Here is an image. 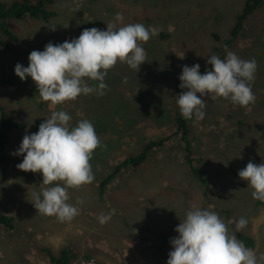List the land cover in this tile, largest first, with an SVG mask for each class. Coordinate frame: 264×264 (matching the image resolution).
Instances as JSON below:
<instances>
[{
  "label": "rangeland",
  "instance_id": "obj_1",
  "mask_svg": "<svg viewBox=\"0 0 264 264\" xmlns=\"http://www.w3.org/2000/svg\"><path fill=\"white\" fill-rule=\"evenodd\" d=\"M29 1L37 4L40 0ZM16 2L24 0H0V4L7 5ZM245 2L53 0L46 7L53 14L48 21L8 20V26L19 41L12 42L0 34L11 47L7 50L0 47V105L11 119L21 122L23 128L9 132L8 148L0 152V214L15 216L16 220L15 229L11 231L0 226V264H54L49 254L60 255L64 249L76 252L71 264H166L172 247L170 240L163 248L157 245L162 243L163 236L178 235L175 227L193 207L216 212L229 234L240 232L253 238L255 246L249 249L258 258L264 254V202L254 199L252 187L238 176V171L248 162L264 163V7L227 50L242 59L256 61L251 82L254 102L240 106L227 98L213 100L206 95L202 98L205 100L204 119L194 117L189 124L190 132L192 129L196 135L189 136L194 151L206 152L199 155L206 157L203 168L211 178L209 195L204 193L203 187L198 188L202 186L199 181L197 186L189 184L192 179L185 175L188 161L184 131L175 120L176 99L184 91L177 89L182 67L197 63L201 66L209 56L221 53L223 40L217 42L213 32L228 40ZM116 13L122 15V21H115ZM148 14L153 15L150 25L145 21ZM109 22L116 23L117 27L141 23L155 28L158 35L147 42L138 41L146 55L139 70L119 60L107 70L103 95L93 92L96 96L89 98L81 94L62 104L50 105L40 99L31 77L21 80L15 74L17 63L28 65L32 50H43L50 41L55 44L78 37L85 28L106 30ZM48 25H56L55 30ZM165 31L172 32L166 40L161 37ZM216 48L220 52L215 51ZM9 78L22 84L1 83ZM85 81L89 86L98 84L87 78ZM58 110L71 116V126L82 119L89 120L102 142L92 151L89 161L93 181L67 189V202L78 208V214L63 222L55 215L37 212L33 194L51 185L42 183L40 172L18 169L16 165L22 161L23 154H12L25 134L38 131L46 117ZM242 120L244 132L237 126ZM99 123L105 128L101 126L100 133ZM173 133L174 139L165 143L170 150H154L135 174H119L101 193L102 180L117 162L139 153L148 140ZM257 147L258 150L252 152ZM257 152L262 154L253 155ZM161 157L167 159L160 160ZM228 167L233 168L237 176H233ZM180 170L185 171L180 174ZM53 183L63 186L62 181ZM78 200L83 203H77ZM220 207L224 209L219 210ZM217 210H227L228 215ZM102 213H111L110 220L104 224L98 221ZM241 217L248 223L237 231L236 222Z\"/></svg>",
  "mask_w": 264,
  "mask_h": 264
},
{
  "label": "clouds",
  "instance_id": "obj_2",
  "mask_svg": "<svg viewBox=\"0 0 264 264\" xmlns=\"http://www.w3.org/2000/svg\"><path fill=\"white\" fill-rule=\"evenodd\" d=\"M120 13L115 21H122ZM106 30L85 28L78 37L63 42H48L43 50H32L25 67L17 63L15 74L24 80L31 77L41 100L50 105L62 104L78 95L96 92L103 95L107 70L117 61L138 69L146 61L145 50L138 41L147 42L158 35L155 28L141 23H106ZM54 31L56 25H48ZM210 70L200 72V65H184L179 75L180 92L176 100L184 119L205 117L204 96L230 99L234 104L246 106L254 102L251 90L256 61L245 60L227 51L222 59L211 55L207 59ZM85 78L98 81L89 86ZM199 94V95H198ZM71 116L64 110L52 111L39 125L38 131L25 134L13 155L23 159L16 165L24 171L42 173V183L51 185L35 193L32 201L37 212L55 215L60 221H70L78 208L67 201V189L91 183L94 179L89 163L92 151L99 140L93 124L82 119L70 125ZM238 176L253 189L252 197L264 202V163L248 162L238 171ZM62 181L60 183H53ZM77 203H83L78 200ZM111 213L101 214L98 221L104 224ZM248 221L241 217L236 230H242ZM178 235L170 238L171 250L166 264H264V254L259 258L235 235L229 234L225 223L214 211L193 207L174 229Z\"/></svg>",
  "mask_w": 264,
  "mask_h": 264
},
{
  "label": "trees",
  "instance_id": "obj_3",
  "mask_svg": "<svg viewBox=\"0 0 264 264\" xmlns=\"http://www.w3.org/2000/svg\"><path fill=\"white\" fill-rule=\"evenodd\" d=\"M215 2V1H214ZM53 0H40L37 4H32L29 0H24L23 3H13L11 5H7V4H0V34L2 33L3 35L6 36V38L8 40H11L12 42H18L19 38L15 35L14 31L8 26V20L10 19H25V18H35V19H42L44 21H48L50 18L53 17V14L49 13L46 10V7L49 4H52ZM264 7V0H246L245 5L242 9V11L237 15L236 18V23L232 29V31L229 33V39L226 40L225 37L222 36V34H217L216 31L213 32L215 39L217 42H220L223 40L222 43V50L221 53L218 54L217 56H219L220 58H224V56H226L225 51L229 50L228 48L230 46H232L238 39L240 36L241 31L244 29H246V25L249 24L251 18L253 16H256L260 13V11L262 10V8ZM170 17L171 13H168ZM152 17L153 15L148 14V18L145 19V21L148 22V25H150L152 23ZM222 23V22H220ZM147 25V26H148ZM230 25V24H229ZM218 32L220 30V25L218 27ZM172 32H162L161 37L163 39H168L171 36ZM155 43V41H153V44ZM10 45V44H9ZM0 47L3 49H9L10 46H8V44L3 40V38H0ZM11 48V47H10ZM215 51H219L218 48L214 49ZM220 52V51H219ZM211 69V65L207 64V61H205L204 63L201 64L200 66V72L204 73L206 70H210ZM88 79V78H87ZM90 79H88L89 81ZM2 84L5 85H21L22 82L19 80H16L14 78H9L7 80H2L1 81ZM178 92L180 90H182L180 87L177 88ZM91 97L96 96L95 94L91 93L88 94ZM178 98V97H177ZM177 100V99H176ZM177 105V104H176ZM106 107V105H105ZM177 109V108H176ZM176 115V113H175ZM96 118H98L96 116ZM194 118V117H193ZM192 119L186 120L183 118V116L181 115L180 111H179V106H178V113L176 115V123L179 126L180 130L184 131V145H185V158L188 161V167L185 170H180V174L183 173L185 171V175L188 176V178L192 179L191 182L189 183L190 185H195L197 186V181H199L200 184H202V186H198L199 187H203L204 188V193L209 195V193L211 192V185H210V180L211 178L209 176H207L204 171L205 169L203 168V165L205 164L206 166V157L205 154L204 155H199L200 153H206L203 150H198L194 151L193 146L191 144V141L189 139V136L193 133V130L191 129L190 132V128L189 124L191 121H193ZM243 125L244 122L239 121L237 123V126L239 129L243 130ZM102 126V129H105L104 126L99 123L97 128L99 129V133H100V127ZM23 128V124L19 121H15L13 119H11L8 114L6 113L5 109L0 105V152H4L9 145V132L12 129H22ZM245 129L242 131L244 132ZM196 137V135H194ZM244 136V135H243ZM244 137H247V135H245ZM171 138L174 139V133L172 134V136H161L159 135L158 138L155 139H151L148 140L146 145H144V147L141 148L140 152L135 154V155H130L126 158H123L122 160H120V162L116 165H114L113 169L108 173V175L106 176V178H104L101 182V193H103L106 189V187L112 183L114 181V179L121 173H128L127 175H133L135 174L134 171H136L137 168H141L140 165L144 164L149 158L151 153L154 150L158 151H168L171 148H168V146H165V143L170 140ZM102 144V142L100 143ZM177 146V145H176ZM199 146L200 142H199ZM258 150L257 148L252 149V152H256ZM156 152V153H157ZM222 152V151H220ZM224 153V152H222ZM261 152H257L254 153L253 155L255 156H259L261 155ZM160 160H166V158H159ZM108 164H109V160H108ZM202 165V168L199 169V166ZM140 166V167H139ZM204 169V170H203ZM229 172L233 175V176H237V172H235V170L231 167H228ZM144 172V170H143ZM112 175V176H111ZM111 176V177H110ZM219 210H223V207L218 208ZM217 210V212H220L221 214L226 213L227 210L225 212H221ZM216 211V210H215ZM227 214V213H226ZM228 215V214H227ZM15 216L12 215H6V214H0V226L3 228L5 227V230L7 231H11L13 229H15ZM235 236L243 242V244L248 247V248H253L255 246V242L253 240V238L243 234V233H235ZM174 236L169 235L168 237L163 236L162 238V243H160L159 246L160 248H163V245H165L167 240H170V238H172ZM50 260L52 261V263L54 264H71L72 261L75 259L76 257V252L73 249H67V250H63L60 255H55L53 256L52 254H49Z\"/></svg>",
  "mask_w": 264,
  "mask_h": 264
},
{
  "label": "bare ground",
  "instance_id": "obj_4",
  "mask_svg": "<svg viewBox=\"0 0 264 264\" xmlns=\"http://www.w3.org/2000/svg\"><path fill=\"white\" fill-rule=\"evenodd\" d=\"M207 5H208V4H207ZM203 9H204V8H203ZM203 170H204V169H203ZM111 176H112V175H111ZM111 176H110V177H111ZM181 178H182V177H181ZM98 182H99V181H98ZM6 208H7V207H6Z\"/></svg>",
  "mask_w": 264,
  "mask_h": 264
}]
</instances>
